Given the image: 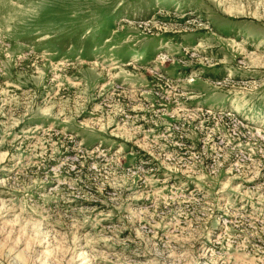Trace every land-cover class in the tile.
<instances>
[{
  "label": "rangeland",
  "instance_id": "374dc122",
  "mask_svg": "<svg viewBox=\"0 0 264 264\" xmlns=\"http://www.w3.org/2000/svg\"><path fill=\"white\" fill-rule=\"evenodd\" d=\"M0 264H264V0H0Z\"/></svg>",
  "mask_w": 264,
  "mask_h": 264
},
{
  "label": "bare ground",
  "instance_id": "6f19581e",
  "mask_svg": "<svg viewBox=\"0 0 264 264\" xmlns=\"http://www.w3.org/2000/svg\"><path fill=\"white\" fill-rule=\"evenodd\" d=\"M160 57V56H159ZM163 59V58H162ZM214 117V116H213Z\"/></svg>",
  "mask_w": 264,
  "mask_h": 264
}]
</instances>
